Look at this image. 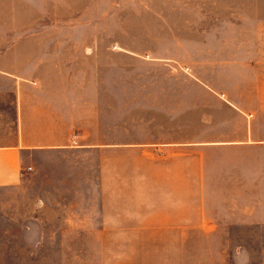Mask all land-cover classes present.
I'll return each mask as SVG.
<instances>
[{
    "label": "crops",
    "instance_id": "obj_1",
    "mask_svg": "<svg viewBox=\"0 0 264 264\" xmlns=\"http://www.w3.org/2000/svg\"><path fill=\"white\" fill-rule=\"evenodd\" d=\"M259 36L264 69V28ZM165 59L170 69L178 62ZM99 62L101 69L91 72L106 84V60ZM9 63L0 46V264H10L6 190L27 169L53 164L54 155L91 147L98 148L102 202L45 204L41 193L29 226L35 249L50 222L64 238L93 234L102 245H168L158 256L165 264L264 259L246 246L264 244V71L258 83L244 74L236 91L228 82L225 93L212 80L172 70L147 91H124L120 70L114 71L116 90L105 85L95 92L96 120L90 93H76L74 84L60 90L38 68L12 70Z\"/></svg>",
    "mask_w": 264,
    "mask_h": 264
},
{
    "label": "rangeland",
    "instance_id": "obj_2",
    "mask_svg": "<svg viewBox=\"0 0 264 264\" xmlns=\"http://www.w3.org/2000/svg\"><path fill=\"white\" fill-rule=\"evenodd\" d=\"M260 28H264V0H0V46L6 48L9 68H38L46 79L58 82L60 90L74 84L76 93H90L86 101L94 108L96 120L95 104L99 101L95 92L103 91L105 85L108 92L116 90L119 78L114 71L120 70L122 90L135 92L149 90L151 82L160 81L162 72L169 70L177 72V77L185 73L212 80L220 93H225L228 82L236 91L244 74L247 81L252 77L258 83L264 71L258 64ZM167 56L178 61L173 62L172 69L164 67ZM100 60H106V84L91 72L101 69ZM246 60L252 61L250 68L243 66ZM187 62L192 65H184ZM115 63L119 68L114 69ZM252 102L258 104V100ZM225 115L220 108L219 117ZM79 131L76 135L84 134L82 140L88 141L87 133ZM89 141H94L92 134ZM53 158V164L27 169L23 181L6 190V238L10 239L6 241V262L170 263L158 259L168 245H102L93 234L64 238L50 222L44 224L46 236L35 249L29 226L36 203H42L41 193L45 204L102 202L98 148L60 152ZM252 239L258 240V236ZM259 239L264 241L262 230ZM246 246L252 253H264V244ZM202 264H264V259Z\"/></svg>",
    "mask_w": 264,
    "mask_h": 264
}]
</instances>
